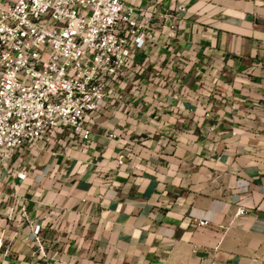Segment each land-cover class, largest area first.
<instances>
[{
	"label": "crops",
	"instance_id": "0c3cea01",
	"mask_svg": "<svg viewBox=\"0 0 264 264\" xmlns=\"http://www.w3.org/2000/svg\"><path fill=\"white\" fill-rule=\"evenodd\" d=\"M187 4L177 79L108 104L89 145L34 150L2 185L0 264L264 260V0ZM152 48L149 68L168 55ZM16 182L41 240L11 219Z\"/></svg>",
	"mask_w": 264,
	"mask_h": 264
},
{
	"label": "built area",
	"instance_id": "2783aa9c",
	"mask_svg": "<svg viewBox=\"0 0 264 264\" xmlns=\"http://www.w3.org/2000/svg\"><path fill=\"white\" fill-rule=\"evenodd\" d=\"M187 2L0 0V194L32 151L86 147L91 122L108 104L116 108L136 90L145 95L177 79L188 60L175 42ZM154 46L168 55L149 68ZM126 159L121 154L118 164ZM14 187L12 221L29 223L30 239L41 240L43 220H31L27 195ZM245 212L240 205L236 213ZM10 223L0 225V247Z\"/></svg>",
	"mask_w": 264,
	"mask_h": 264
}]
</instances>
